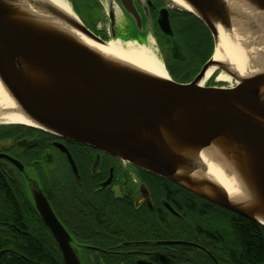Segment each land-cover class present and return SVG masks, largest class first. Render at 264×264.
<instances>
[{
  "label": "water",
  "instance_id": "water-1",
  "mask_svg": "<svg viewBox=\"0 0 264 264\" xmlns=\"http://www.w3.org/2000/svg\"><path fill=\"white\" fill-rule=\"evenodd\" d=\"M186 1L198 13L190 12L212 33L215 52L216 22L233 29V14L227 3ZM255 1L264 9V0ZM119 2L141 28V15L133 1ZM50 10L96 43L106 44L117 38L113 11L108 10L111 38L106 41L91 31L74 9L77 18L54 7ZM22 17L14 0H0V77L37 125L0 124L25 125L101 149L264 226L255 218L254 211L233 204L227 193L214 183H206L212 195L197 189L180 170L178 164L185 160L181 157L173 160L174 156L154 142L164 145V129L193 146H212L214 140L227 137L229 144L244 154L264 196V74L235 87L202 85L207 70L214 65L213 53L190 82H179L172 77L159 80L115 65L59 31L27 22ZM159 19L162 30L173 35L166 9L161 11ZM30 63L37 64L47 77L45 92L28 76L25 65L29 67ZM148 137L153 141L147 140ZM57 145L74 165L68 148ZM0 157L24 169L19 160L4 153ZM74 169L77 171L75 165ZM27 188L40 218L59 245L65 264H81L72 236L57 217L43 188L36 181Z\"/></svg>",
  "mask_w": 264,
  "mask_h": 264
},
{
  "label": "flooded vegetation",
  "instance_id": "flooded-vegetation-1",
  "mask_svg": "<svg viewBox=\"0 0 264 264\" xmlns=\"http://www.w3.org/2000/svg\"><path fill=\"white\" fill-rule=\"evenodd\" d=\"M132 1L140 12L142 27L138 28L119 2L123 22L116 23V39L122 34L134 37L150 32L172 78L179 82L193 80L209 58L201 62L200 52L206 44L197 54L192 53L188 30L195 23L207 34L208 27L190 11L174 8L167 0ZM100 5L95 20L86 22L79 16L91 31L108 41L109 11L105 13L104 5ZM163 9L167 10L173 35L161 28ZM185 25L187 35L182 31ZM179 72L185 79L177 77ZM216 78L213 76L205 85L225 86ZM2 129L8 131L6 137H0V153L19 160L24 169L0 157L1 177L7 187H31L36 181L43 188L72 236L81 264H234V240L228 223L248 218L90 145L20 124H0ZM58 143L68 148L77 171ZM112 211L119 212L118 218ZM174 217L185 223L181 237L173 236ZM47 230L54 240V254L57 251L60 255L56 264H65L59 245ZM260 231L264 234V226Z\"/></svg>",
  "mask_w": 264,
  "mask_h": 264
},
{
  "label": "bare ground",
  "instance_id": "bare-ground-1",
  "mask_svg": "<svg viewBox=\"0 0 264 264\" xmlns=\"http://www.w3.org/2000/svg\"><path fill=\"white\" fill-rule=\"evenodd\" d=\"M172 1L188 11L197 12L186 0ZM224 1L233 14V29L228 30L216 22L218 37L213 55L214 65L207 70L200 82L202 85L216 73L217 81L231 87L264 74V9L255 0ZM14 5L27 22L57 30L115 65L159 80L172 77L150 32L143 31L134 37L122 34L118 39L99 44L51 13L50 9L54 7L67 16L77 18L67 0H14ZM106 7L113 11L115 22L121 24L123 13L119 1L106 0ZM142 34L145 35L143 38ZM25 69L35 86L45 92L48 80L37 64L30 63L29 67L25 65ZM262 87L264 98V85ZM0 122L37 125L24 112L1 77ZM163 135L164 145L156 140L154 142L170 156H174L173 160L175 157L185 160V163L178 164L180 170L191 179L197 189L212 195L213 191L206 183H214L227 193L233 204L254 211L255 218L264 223V196L244 154L235 145L229 144V138H218L212 142V146L204 147L185 144L166 129L163 130ZM147 140L152 138L148 137Z\"/></svg>",
  "mask_w": 264,
  "mask_h": 264
},
{
  "label": "trees",
  "instance_id": "trees-1",
  "mask_svg": "<svg viewBox=\"0 0 264 264\" xmlns=\"http://www.w3.org/2000/svg\"><path fill=\"white\" fill-rule=\"evenodd\" d=\"M71 1L74 10L83 16L86 22L89 19L95 20L100 13L101 5L98 0H80L81 4L77 0ZM182 29L187 35V25ZM188 32L190 33V30ZM208 41L211 42L210 51L201 59L202 63L213 52L214 41L210 32L208 31L204 38V35L196 30L195 40L191 39L188 43L191 45L192 53L197 54ZM177 77L185 79L180 72ZM7 131L2 129L0 137L4 135L6 137ZM111 214L116 218L119 216L117 211H112ZM126 220L129 221L128 218ZM207 223L212 224L210 221ZM127 224L134 225L131 222ZM116 225L115 223L114 226ZM184 225L180 218L174 217V237L182 236ZM228 225L231 226L229 232L234 240L232 244L234 264H264V234L260 231L262 225L242 217L240 221ZM113 230L114 228L111 229ZM53 243L54 240L49 236L25 187H7L0 174V264H56V258L59 259L60 255L57 251L54 254Z\"/></svg>",
  "mask_w": 264,
  "mask_h": 264
},
{
  "label": "rangeland",
  "instance_id": "rangeland-1",
  "mask_svg": "<svg viewBox=\"0 0 264 264\" xmlns=\"http://www.w3.org/2000/svg\"><path fill=\"white\" fill-rule=\"evenodd\" d=\"M69 3H70V5L72 6V8H73V3H72V1L71 0H67ZM77 2L78 3H80V0H77ZM98 2H101L103 5H104V8H103V6H102V8H103V11L106 13L107 11H108V9H107V7H106V0H98ZM100 3V4H101ZM167 3L168 4H170V5H173L174 6V8H181V9H185L184 7H181V6H179V5H177V4H175L172 0H167ZM81 4V3H80ZM86 12V11H85ZM82 18H83V16H82ZM84 19V18H83ZM193 27H194V29L192 28L191 29V31H190V35H191V38H192V40H195V37H196V30L197 31H199V32H202V34L204 35V38H206V33L202 30V28L198 25V24H195L194 23V25H193ZM196 29V30H195ZM180 37L182 38V34H180ZM184 41V40H183ZM197 43V42H196ZM206 43V42H205ZM210 41H208L207 42V45H205V48L200 52V56L202 57V58H204V56H205V54H207V53H209V51H210ZM214 53V47H213V52H212V54ZM199 56V55H198ZM197 56V57H198ZM192 57H193V54H192ZM196 57V59L198 60V58ZM193 59H195L194 57H193ZM174 61H171V62H169L170 64H172ZM175 63V62H174ZM179 64H186V62H180ZM186 66H187V64H186ZM215 75H218V73H216ZM224 85H227V84H224ZM25 190H26V192H27V194H28V196H29V192H28V188L27 187H25Z\"/></svg>",
  "mask_w": 264,
  "mask_h": 264
}]
</instances>
